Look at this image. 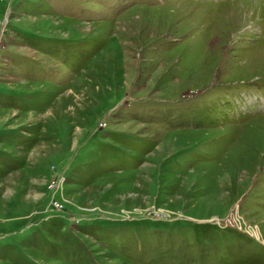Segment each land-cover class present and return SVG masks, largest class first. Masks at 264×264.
I'll use <instances>...</instances> for the list:
<instances>
[{
    "label": "rangeland",
    "instance_id": "374dc122",
    "mask_svg": "<svg viewBox=\"0 0 264 264\" xmlns=\"http://www.w3.org/2000/svg\"><path fill=\"white\" fill-rule=\"evenodd\" d=\"M0 264H264V0H0Z\"/></svg>",
    "mask_w": 264,
    "mask_h": 264
},
{
    "label": "bare ground",
    "instance_id": "6f19581e",
    "mask_svg": "<svg viewBox=\"0 0 264 264\" xmlns=\"http://www.w3.org/2000/svg\"><path fill=\"white\" fill-rule=\"evenodd\" d=\"M251 234H254V236H255L256 238H259V235H258L257 233L253 232V233H251Z\"/></svg>",
    "mask_w": 264,
    "mask_h": 264
}]
</instances>
